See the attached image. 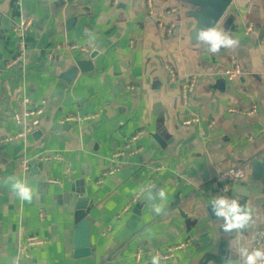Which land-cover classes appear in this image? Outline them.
<instances>
[{
    "label": "crops",
    "instance_id": "obj_1",
    "mask_svg": "<svg viewBox=\"0 0 264 264\" xmlns=\"http://www.w3.org/2000/svg\"><path fill=\"white\" fill-rule=\"evenodd\" d=\"M15 1L0 0V142L22 131L14 116L23 99L46 105L34 134L0 143V264H150L155 252L182 243L189 247L161 264H228L236 256L231 243L248 248L264 232V0L233 1L217 28L239 44L216 54L192 39V14L200 11L193 0H152V10L147 0H24L22 8ZM25 18L34 20L28 52L7 69L18 49L13 28ZM171 24L176 31L168 35ZM90 44L85 55L50 59L57 45ZM92 53L93 70L66 82L75 62ZM235 66L240 75L230 80L225 73ZM99 111L92 123L60 125ZM138 131L146 132L143 151L115 162ZM51 154L64 162L23 170V159ZM242 165L246 175L230 183L228 198L253 210L252 226L226 233L206 209L218 195L217 174ZM12 176L33 188L31 203L3 182ZM141 186L167 189L165 213L143 201L139 213L119 217ZM79 197L91 207L84 259L74 257ZM31 235L45 244L23 258L18 244Z\"/></svg>",
    "mask_w": 264,
    "mask_h": 264
},
{
    "label": "built area",
    "instance_id": "obj_2",
    "mask_svg": "<svg viewBox=\"0 0 264 264\" xmlns=\"http://www.w3.org/2000/svg\"><path fill=\"white\" fill-rule=\"evenodd\" d=\"M24 0H16L15 5L18 8L23 7ZM147 6L150 10L153 9L152 0H147ZM161 28H164L163 23H160ZM34 27V20L30 18L21 19L20 22L13 28L14 34L17 36L18 41V49L17 55L13 61H11L7 69L13 68L24 61L26 53L28 52V46L26 43L27 34ZM176 31L175 25H169L166 29L168 35H173ZM91 49H93V45H84V46H62L57 45L53 49H51L52 55L60 54V53H70L73 51H78L81 54H87ZM225 75L228 79L232 80L238 75H240V69L235 66L234 69L227 70ZM193 91V84L190 83L186 85L184 89V99H187L189 94ZM32 104L26 98L22 100L20 104V111L17 112L14 116L15 124L22 126V131L12 137H8L3 139L0 143H12L19 140H25L28 136L34 134L37 131V128L40 125V117L44 114L45 110V102L42 104L31 106ZM102 112L99 111L94 114H88L84 116L80 115H70L62 120H60V125L66 124H75L81 125L86 123H92L99 119V116ZM256 113V107L253 106L252 110L248 113L249 115H253ZM194 121H186L185 125H190ZM146 136L145 131H138L132 138L125 140L124 146L120 150H116L113 154V160L115 162L124 160L127 158H135L142 151L143 148L139 145L142 138ZM63 163L64 159L59 154H51V155H43L41 157H35L33 159L27 160L23 159L21 162L22 168L25 171H28L30 167L37 165L39 163L49 164V163ZM248 166L242 165L236 168H230L224 171H220L216 177V185L218 186V195H224L228 197L229 194V186L231 182H236L243 179L246 175ZM159 170V169H158ZM66 173L71 172V166L69 164L66 165L65 168ZM115 170H111L107 173L102 174L101 178L98 180V184H102L104 182L105 177L108 175L114 174ZM53 183H58L57 181H53ZM143 202L141 195L139 193L135 194L131 200H129L126 205L122 208L119 217L122 215H126L128 213L133 212V210ZM264 241V232L258 233L254 238L251 239L249 249L261 248L262 243ZM45 244V241L40 239L35 235L25 236L18 244V253L23 258H30V252L36 248L41 247ZM188 243H182L177 246H172L164 252H155V255H159L161 257V262H167L174 258L175 254L178 251L188 248ZM262 249V248H261ZM140 257V253L138 254ZM260 264H264V261H261Z\"/></svg>",
    "mask_w": 264,
    "mask_h": 264
},
{
    "label": "clouds",
    "instance_id": "obj_3",
    "mask_svg": "<svg viewBox=\"0 0 264 264\" xmlns=\"http://www.w3.org/2000/svg\"><path fill=\"white\" fill-rule=\"evenodd\" d=\"M197 43L207 45V51L216 54L221 49L233 48L239 44V38L229 35L227 32L218 29L215 25L200 28L196 32ZM8 183L10 188L21 202L31 203L34 198L33 188L22 179L15 176L8 177L3 181ZM138 193L144 202L149 203L152 211L156 215H161L166 211V204L169 193L166 188H152L151 186H141ZM211 211L223 221V231L226 233H244L252 226L253 210L247 205H242L237 199H229L224 195H217L210 201ZM232 249L238 258V264H260L264 261V249H249L244 246H237L231 243ZM150 264H161V257L154 255ZM228 264H233L231 258Z\"/></svg>",
    "mask_w": 264,
    "mask_h": 264
},
{
    "label": "water",
    "instance_id": "obj_4",
    "mask_svg": "<svg viewBox=\"0 0 264 264\" xmlns=\"http://www.w3.org/2000/svg\"><path fill=\"white\" fill-rule=\"evenodd\" d=\"M67 3H72L75 0H65ZM234 0H193L192 4L194 7L199 8V12L192 14V19L195 22V27L192 31V39H195L196 32L203 27L218 26L229 10ZM74 23L72 20L69 22V26ZM87 59H81L75 62L74 71H70L69 76L66 78V82L73 80L78 73L91 72L93 70V61L98 56L97 53L88 55ZM84 58V57H83ZM254 168L260 167L258 161L253 164ZM138 205L134 212L138 211L140 206ZM91 207L89 206V199L79 197L74 206V220L76 224V238H75V254L76 259H84L90 257V228L88 222V215ZM139 209V210H138ZM207 212L212 214L211 206L207 207ZM213 217V216H212ZM236 256L232 255V260H235Z\"/></svg>",
    "mask_w": 264,
    "mask_h": 264
}]
</instances>
